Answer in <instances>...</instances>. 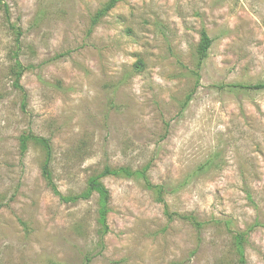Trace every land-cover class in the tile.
<instances>
[{
    "label": "rangeland",
    "instance_id": "374dc122",
    "mask_svg": "<svg viewBox=\"0 0 264 264\" xmlns=\"http://www.w3.org/2000/svg\"><path fill=\"white\" fill-rule=\"evenodd\" d=\"M107 1L0 0V264H240L238 231L264 264V90L227 86L264 82V0H119L93 25ZM29 132L64 196L144 172L102 178L107 229L97 192L53 191Z\"/></svg>",
    "mask_w": 264,
    "mask_h": 264
},
{
    "label": "trees",
    "instance_id": "16d2710c",
    "mask_svg": "<svg viewBox=\"0 0 264 264\" xmlns=\"http://www.w3.org/2000/svg\"><path fill=\"white\" fill-rule=\"evenodd\" d=\"M119 0H108L100 9H98L95 13V15L92 17V24L96 25L102 17H104L118 2ZM212 45V38L209 36L206 29L201 30V40L197 48V67L198 70L195 71L197 75H199V69L208 57L209 50ZM15 64L11 66V74L13 76V85L15 88L20 90L24 96V101L27 99V91L24 88V86L21 83V78L23 76L25 67L21 63V61L16 57L15 58ZM142 62L139 61L137 63V67L141 68ZM228 87L231 88H241L246 90H264V82H258L255 84H242V83H236V84H228ZM196 86L191 91L188 96L186 97V100L183 104L185 107L190 100L193 98L194 92L196 91ZM26 106V103H23V107ZM30 141H36L38 142L45 152V160L42 165V173L44 178L47 180L48 184L51 186L53 191L60 195V197L65 201H76L79 198H87L91 195L92 192H97L99 194V200L101 203V209L99 211V221L105 226L107 229V204L110 199V193L108 188L104 185L102 182V178L107 175H115V176H133L135 174L141 173L144 174L143 171L140 170H132L128 166H119V167H111V166H105L103 171L97 175H92L88 180V189L87 191L79 194V195H71V196H64L59 191L57 185L55 184L53 180V171H52V145L50 143V140L48 138L37 136L33 134L32 132H29L27 134H22L20 137L21 142V149L22 152H25L28 149V145ZM201 168H203L201 166ZM149 187L154 188L152 185L149 184ZM162 189V187H159ZM178 187H173L171 190H177ZM181 216L185 219H189L198 227L201 228L203 226V223L197 219V217L193 213L188 214H181ZM246 242V236L244 232H236L234 234V246L236 248V253L238 254V258L240 261V264H246L245 260V254H244V245Z\"/></svg>",
    "mask_w": 264,
    "mask_h": 264
}]
</instances>
